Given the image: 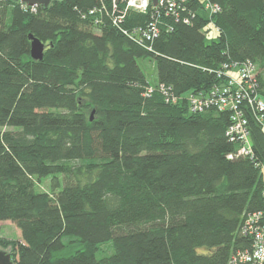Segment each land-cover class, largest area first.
I'll list each match as a JSON object with an SVG mask.
<instances>
[{
  "label": "trees",
  "instance_id": "16d2710c",
  "mask_svg": "<svg viewBox=\"0 0 264 264\" xmlns=\"http://www.w3.org/2000/svg\"><path fill=\"white\" fill-rule=\"evenodd\" d=\"M173 1L139 13L0 0V222L20 231L0 249L14 264H229L251 248L241 231L264 212V130L243 111L244 156L232 112L191 111L187 96L250 63L264 99V0Z\"/></svg>",
  "mask_w": 264,
  "mask_h": 264
},
{
  "label": "built area",
  "instance_id": "2783aa9c",
  "mask_svg": "<svg viewBox=\"0 0 264 264\" xmlns=\"http://www.w3.org/2000/svg\"><path fill=\"white\" fill-rule=\"evenodd\" d=\"M103 3L105 0H99ZM124 11L130 6L137 9L132 10L144 13L151 4L148 0H125ZM142 2V5H137ZM118 0H112V7L117 9ZM127 6V8H126ZM175 6L173 0H158L157 6L154 8H165L167 12L172 11ZM153 7V6H152ZM92 14V12H90ZM120 14V13H119ZM150 33H156L152 28L144 36L148 40ZM225 71L220 73L219 77H226L224 84L214 87L207 95H189L188 105L191 111L202 112L204 109L216 107L219 111H231V126L228 134L243 146L239 149V153L244 156L252 157L249 136L246 130L247 121L243 111L253 115L254 120L264 130V99L255 89V69L250 63L233 68L224 67ZM235 70L234 76L229 75L228 71ZM198 98H197V97ZM241 233L248 236L252 240L251 248L245 251L234 253L229 260V264H264V212L256 213L248 217L243 224Z\"/></svg>",
  "mask_w": 264,
  "mask_h": 264
},
{
  "label": "rangeland",
  "instance_id": "374dc122",
  "mask_svg": "<svg viewBox=\"0 0 264 264\" xmlns=\"http://www.w3.org/2000/svg\"><path fill=\"white\" fill-rule=\"evenodd\" d=\"M142 5V2H139L137 5ZM127 8V6H126ZM129 10H135L137 9L134 6H130V8H127ZM138 65L141 68V70L143 71L145 77L148 79V81L150 83H154L156 81V71H155V67L152 63L145 61V60H139L138 61ZM229 75L234 76L236 71H228L227 72ZM197 97V96H196ZM187 100H189V96H187ZM198 98V97H197ZM47 181L44 182L43 184H41L39 186V189L41 191H47ZM0 236L4 239H8V240H18L20 238V231L18 230V228H16V226L8 221L5 222H0ZM102 250L104 252H107V248L103 247ZM8 251V249L6 250ZM112 253V248L110 249L109 252L107 253H103L101 250L97 252V257H103V256H108L109 254Z\"/></svg>",
  "mask_w": 264,
  "mask_h": 264
},
{
  "label": "water",
  "instance_id": "95a60500",
  "mask_svg": "<svg viewBox=\"0 0 264 264\" xmlns=\"http://www.w3.org/2000/svg\"><path fill=\"white\" fill-rule=\"evenodd\" d=\"M16 3L24 4L27 7H48L52 1L55 0H12ZM153 7L157 6L158 0H148ZM30 40V56L32 60L38 61L43 57L44 44L41 43L38 39L29 36ZM0 264H14L11 259V255L4 250L0 249Z\"/></svg>",
  "mask_w": 264,
  "mask_h": 264
}]
</instances>
